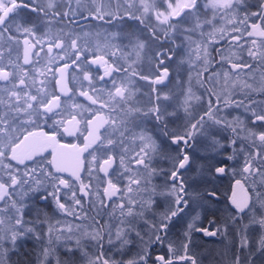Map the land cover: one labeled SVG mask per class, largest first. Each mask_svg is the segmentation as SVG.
Returning a JSON list of instances; mask_svg holds the SVG:
<instances>
[{"label":"snow or ice","instance_id":"6c2138e0","mask_svg":"<svg viewBox=\"0 0 264 264\" xmlns=\"http://www.w3.org/2000/svg\"><path fill=\"white\" fill-rule=\"evenodd\" d=\"M205 258L264 264V0H0V264Z\"/></svg>","mask_w":264,"mask_h":264},{"label":"rangeland","instance_id":"374dc122","mask_svg":"<svg viewBox=\"0 0 264 264\" xmlns=\"http://www.w3.org/2000/svg\"><path fill=\"white\" fill-rule=\"evenodd\" d=\"M160 166H164V165H160ZM156 183H162V179L156 180ZM215 239L222 240L220 237H216V238H212L211 240H210V238H205V239L199 241V243L202 245L201 251L212 250L213 252H215L216 250L221 249L222 248L221 243L211 242L212 240H215ZM204 264H208L207 258L204 259Z\"/></svg>","mask_w":264,"mask_h":264},{"label":"flooded vegetation","instance_id":"af4514ba","mask_svg":"<svg viewBox=\"0 0 264 264\" xmlns=\"http://www.w3.org/2000/svg\"><path fill=\"white\" fill-rule=\"evenodd\" d=\"M160 179H162V178H158L157 180H160ZM212 238H210V240H211ZM211 242H219V243H221L222 245H223V241L222 240H219V239H215V240H212ZM35 247V245H34V243L31 241V240H29V241H25L24 242V244L22 245V251L23 250H28V249H32V248H34ZM117 258H119V257H117Z\"/></svg>","mask_w":264,"mask_h":264},{"label":"trees","instance_id":"16d2710c","mask_svg":"<svg viewBox=\"0 0 264 264\" xmlns=\"http://www.w3.org/2000/svg\"><path fill=\"white\" fill-rule=\"evenodd\" d=\"M229 183H230V181H229L228 177H225L224 180L222 182H220L218 187L220 188L221 192H223L224 186L229 185Z\"/></svg>","mask_w":264,"mask_h":264}]
</instances>
